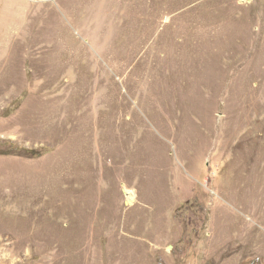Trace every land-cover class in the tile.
<instances>
[{"label":"rangeland","instance_id":"rangeland-1","mask_svg":"<svg viewBox=\"0 0 264 264\" xmlns=\"http://www.w3.org/2000/svg\"><path fill=\"white\" fill-rule=\"evenodd\" d=\"M23 1L0 264H264V0Z\"/></svg>","mask_w":264,"mask_h":264},{"label":"bare ground","instance_id":"bare-ground-1","mask_svg":"<svg viewBox=\"0 0 264 264\" xmlns=\"http://www.w3.org/2000/svg\"><path fill=\"white\" fill-rule=\"evenodd\" d=\"M11 2H12V1H11ZM16 2H18V4H19V3L21 4V3L24 2V1H23V0H16ZM29 2H30V0H29ZM32 2H33V0H32ZM32 2H30L28 8H26L25 11H23V12H25V19H26V20L24 19V21H27V19L29 20V18H30V14L32 15V13H34V11L37 9V5H38L37 2H36V1H34L33 3H32ZM57 2H58V1H57ZM39 3H40V2H39ZM1 4H2V3H1ZM36 4H37V5H36ZM59 4H61V3H59ZM39 5H40V4H39ZM39 5H38V6H39ZM8 6H10V5H8ZM44 6H45V5H44ZM22 7H23V6H22ZM22 7H21V8H22ZM17 8H18V7H16V5H14L13 8H12V11H16ZM38 8H39V7H38ZM43 8H44V7H43ZM45 8H46V7H45ZM45 8H44V9H45ZM22 9H24V7H23ZM44 9H43V11H44ZM54 9H55V8H54ZM18 10H19V9H18ZM18 10H17V11H18ZM39 10H40V9H39ZM45 10H46V9H45ZM3 11H4V10H3ZM17 11H16V13H18ZM40 11H41V10H40ZM46 11H47V10H46ZM55 11H56V10H55ZM5 12H6V11H5ZM16 13H15V16H16ZM39 13H40V12H39ZM41 13H42V11H41ZM45 13H49V12H45ZM4 15H5V14H4ZM13 15H14V14H13ZM5 16H6V15H5ZM15 16H14V17H15ZM18 16H19V15H18ZM22 16H23V15H22ZM41 16H42V15H41ZM43 16H44V15H43ZM47 16H48V15H47ZM7 17H9V16H7ZM12 17H13V16H12ZM39 17H40V14L38 15V18H39ZM9 18H11V17H9ZM48 18H49V17H48ZM21 19H22V18H21ZM44 19H45V18H44ZM46 19H47V18H46ZM46 19H45V20H46ZM11 20L13 21V19H11ZM17 20H19V19H17ZM12 21L10 22V19H8V20H7V23L5 22V23L2 25V26H3L2 29H0V31H1V30L3 31V36L0 38V45H1V43L5 40V38L8 37V35H9L10 33H11V34L13 33V28H14V26L12 25ZM29 21H31V20H29ZM29 21H28V22H29ZM37 21H38V20H37ZM41 21H42V20H41ZM13 22H14V21H13ZM22 22H23V21H22ZM43 22L45 23V21H43ZM43 22H42V23H43ZM24 24H25V22H24ZM36 24H37V23H36ZM46 24H47V22H46ZM18 25H19V23H18ZM21 25H23V24H21ZM44 25H45V24H44ZM44 25H43V26H44ZM17 27H18V26H17ZM20 27H23V26H20ZM37 27H38V26H37ZM23 28H24V27H23ZM15 30H16V28H15ZM35 30H37V28H36ZM18 31H19V30H18ZM26 31H27V30H26ZM30 31H31V30H30ZM38 31H39V34H40V31H41V30H39V28H38ZM34 33H35V32H34ZM1 34H2V32H1ZM11 34H10V36H12ZM21 34H22V33H21ZM37 34H38V33H37ZM0 36H1V35H0ZM27 36H28V35H27ZM35 36H36V35H35ZM12 37H13V36H12ZM32 37H33V34H32ZM13 38H14V37H13ZM8 39H9V37H8ZM15 39H16V38H15ZM12 40H13V39H12ZM13 41H14V40H13ZM15 41H16V40H15ZM6 42H7V39H6ZM16 42H17V41H16ZM4 43H5V42H4ZM20 43H21V42H20ZM5 44H6V43H5ZM8 44H10V42H9ZM8 44H7V45H8ZM12 44H13V43H12ZM14 45H15V43H14ZM2 47H3V46H2ZM16 47H17V46H16ZM0 48H1V47H0ZM3 48H5V47H3ZM14 48H15V47H14ZM14 48H13V49H14ZM8 50H9V49H8ZM10 51H11V50H10ZM10 51H9V52H10ZM25 51H26V50H25ZM14 52H17V51H14ZM14 52H12V53H14ZM8 54H9V53H8ZM3 55H5V54H3ZM7 56H9V55H7ZM7 56H6V57H7ZM1 57H2V56H1ZM16 58H17V57H16ZM16 58H15V59H16ZM7 59H8V58H7ZM7 59H6V60H7ZM13 59H14V58H13ZM4 61H5V60H4ZM15 62H16V60H15ZM12 63H13V62H12ZM4 64H5V63H4ZM11 65H12V64H11ZM17 65H18V64H17ZM13 66H14V64H13ZM7 67H9V66H7ZM163 112H164V111H163ZM164 134H165V133H164ZM168 134H169V133H168ZM168 136H169V135H168ZM167 140H168V139H167ZM162 145H164V144H162ZM161 147H162V146H161ZM165 148H166V147H165ZM165 148H164V149H165ZM44 237H45V236H44Z\"/></svg>","mask_w":264,"mask_h":264},{"label":"trees","instance_id":"trees-1","mask_svg":"<svg viewBox=\"0 0 264 264\" xmlns=\"http://www.w3.org/2000/svg\"><path fill=\"white\" fill-rule=\"evenodd\" d=\"M28 153H33L34 155H38L39 153L35 152V151H27Z\"/></svg>","mask_w":264,"mask_h":264}]
</instances>
